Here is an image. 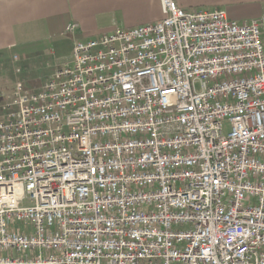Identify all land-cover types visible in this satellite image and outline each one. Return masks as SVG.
<instances>
[{
  "label": "built area",
  "instance_id": "obj_1",
  "mask_svg": "<svg viewBox=\"0 0 264 264\" xmlns=\"http://www.w3.org/2000/svg\"><path fill=\"white\" fill-rule=\"evenodd\" d=\"M161 4L0 90V264H264V18Z\"/></svg>",
  "mask_w": 264,
  "mask_h": 264
},
{
  "label": "crops",
  "instance_id": "obj_2",
  "mask_svg": "<svg viewBox=\"0 0 264 264\" xmlns=\"http://www.w3.org/2000/svg\"><path fill=\"white\" fill-rule=\"evenodd\" d=\"M177 1L185 9L222 8L238 22L264 18V0ZM162 17L161 0H0V57L8 58L16 49L18 61L36 62L28 52L39 48L40 57L46 60L68 49L71 58L74 39L87 40L111 32L115 26L132 28ZM72 22L79 24L75 36L66 32ZM39 62L43 69L51 65ZM51 66L57 69L61 65Z\"/></svg>",
  "mask_w": 264,
  "mask_h": 264
},
{
  "label": "rangeland",
  "instance_id": "obj_3",
  "mask_svg": "<svg viewBox=\"0 0 264 264\" xmlns=\"http://www.w3.org/2000/svg\"><path fill=\"white\" fill-rule=\"evenodd\" d=\"M11 54L0 57V90L4 92H10L15 82L19 79L23 80L26 87L29 90H37L43 84V82L50 77V75L54 72L55 69L52 68V63L54 65H63L65 62H68L71 58L69 56V49L62 51H58L57 54L54 55L53 58L46 60V58L40 57V49L31 48L28 52V56L33 55L32 58H35V61L21 62L14 59L15 54H17L16 49H12ZM49 61V64L46 65V69H43L44 64L39 61ZM55 61V62H54ZM22 64H21V63ZM22 65V67H21ZM18 68H21V72H17ZM50 70L48 73L46 71Z\"/></svg>",
  "mask_w": 264,
  "mask_h": 264
}]
</instances>
